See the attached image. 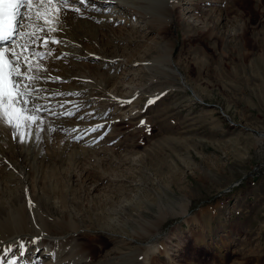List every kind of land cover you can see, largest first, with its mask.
Segmentation results:
<instances>
[{"label":"rangeland","instance_id":"374dc122","mask_svg":"<svg viewBox=\"0 0 264 264\" xmlns=\"http://www.w3.org/2000/svg\"><path fill=\"white\" fill-rule=\"evenodd\" d=\"M172 3L169 22L148 24L149 15L137 22L116 8L96 11L106 20L66 18L56 6L63 35L46 32L59 55L51 61L33 44L23 52L26 70L45 77L39 97L51 93L67 114L52 125L45 117L54 114L30 113L20 97L14 107L34 120L16 127L0 113V195L15 192L0 218L26 205L31 237L44 230L41 215L66 220L74 227L66 233L81 228L69 239L82 243L88 264H123L116 256L146 243L159 247L149 264H264V0ZM109 14L126 19L102 30ZM86 51L133 64L75 56ZM132 231L140 235L130 242ZM21 243L0 245L2 264L35 262L34 246Z\"/></svg>","mask_w":264,"mask_h":264},{"label":"bare ground","instance_id":"6f19581e","mask_svg":"<svg viewBox=\"0 0 264 264\" xmlns=\"http://www.w3.org/2000/svg\"><path fill=\"white\" fill-rule=\"evenodd\" d=\"M133 1L134 0H83V2H81V0H70V3L68 5L53 4V5H51V7L53 9H55L57 5L64 6L65 9H64L63 15H64V17L66 15V18H67V16L72 15V13H73L72 9H79L78 12L77 11H74V12H77L78 14H80V13L86 14V16L88 15V16H91L93 18L96 17L99 21H100V18H105V20H106V14L103 15V12H105V10L110 11L111 8H116V11H118V10L125 11V13L127 14L128 17L133 18L137 22L140 19V17L141 18L143 17V15H146V16L149 15V19L146 20V22H145L147 24L150 22H155V21L169 22V20L172 18V15H170L169 12H171L173 9V3H172L173 0H153L151 11L150 10H144L142 8H137L133 5H132V7H130L129 4H130V2H133ZM5 7H7V6L5 5ZM37 7H38V5L36 3H34L31 10H29L27 7H23V6L20 8V13L22 15H19L16 17V31L13 33L14 36L18 35L17 41L20 44H19V46H15L13 44V42L9 44V43H7V41H0V50H5V60L9 61L13 65H16L17 63L19 64V70L21 72V75L19 77L13 76V79L16 82V90L17 91H21V92L27 91V93H28V95L24 96L25 98L23 96H20L21 102L24 103V107H26V109L34 115L44 113V112L46 115L54 114V115L45 117V119L48 120L49 123H51L52 125H54V124L56 125L58 122L61 121V117H64L67 114V113H65L67 111H65V112L62 111L64 114H61L59 112L60 110L59 109H58L59 111L57 110L56 105H54V98L50 95L51 93L44 94V92H43V95H48L47 99H43V98L39 97L42 93L41 92L42 89L36 90L35 88L43 87L45 85V84L42 85L43 83L40 81L41 78L44 79L45 77L39 75V73L34 75L33 73H35V71L29 70V69L26 70L27 63L25 60V55H24L23 50L26 49V47L28 45L33 44L32 46L36 47V49L35 48L34 49L39 54H41L43 52H47L48 56L51 57V61H53L54 57L59 55L61 50H60V52L59 51L50 52L51 49L53 47H55V45H54L53 41H50L52 36H50L49 32L47 33L46 31H47V27H48V29L51 28L52 29L51 31L53 32V29L55 27V29L57 30L56 34H59L60 36L63 35L62 29L64 28V26H63V23L60 22L61 20H63V17L61 14H60V17L57 16V14L59 12H52V13H50V15L48 17V19L50 21L49 23H45L44 18H40V19L35 20L34 18H35V12L37 10ZM62 9H63V7H62ZM97 10L103 11L102 14L101 13L97 14V12H96ZM29 16H32L33 18L29 19ZM111 16L112 15H110V14L107 16L108 20L106 22H109V23H106L105 21L103 22L102 25H101V23L100 24L98 23L99 28H101L102 30H103V28L109 29V28H111V26L114 25L113 22H116L117 20L120 21L122 19H126V17L123 18L120 16H114L111 18ZM37 20L39 22V25L43 24V28H45V29H42L41 31L39 30L41 32L39 34L37 33V31H33L34 28L32 29V27L36 26L37 23L35 24V21L37 22ZM19 21H22L21 25H18ZM87 21L89 22V20H87ZM7 22H8V17H7V15H5L4 16L5 25L7 24ZM37 26H38V24H37ZM136 28H138V27L136 26ZM17 29H19V30H17ZM48 52H50V53H48ZM13 53H15L16 55H13ZM91 53L97 54L103 60L109 61L110 64L114 63L115 67H118V66L121 67L122 65L132 66V64H133V62H131V61H127L124 59L118 60L116 58L107 57V56L102 55L96 51L95 52L94 51H92V52L86 51L84 53L75 54V56L79 57V58L89 59ZM170 53H171V48L166 54L167 58L170 55ZM90 59H93V58H90ZM168 60H169V58H168ZM128 62H129V64H128ZM30 77H31V79H29ZM30 82H33V84H29ZM33 89H35V90H33ZM194 94L197 98L201 99V97L195 91H194ZM35 96H37V97L35 98ZM66 100H68V99H66ZM24 101H27V103H25ZM72 102H74V101H72ZM77 102L78 101H76L75 103H77ZM68 103H69V101H68ZM75 103H74V105H75ZM72 104L73 103H71V105ZM75 106L77 107V105H75ZM47 108H53V109L47 111ZM70 109H71V107H70ZM37 117L39 118V116H37ZM57 118H60V120L56 121ZM63 119H67V118H63ZM77 156H78V158H80L83 155L81 153H78ZM6 179H8V177ZM9 179L11 181H14V179L16 180L17 178H14L13 173H12L11 178L9 177ZM9 186H11V185H9ZM14 197H15L14 191L6 192V193H4V196L0 195V203H1V201H3V199L4 200L6 199L8 202V200L15 199ZM25 208H27V206L24 204H21L17 209H15L12 212L9 210L8 213H6L2 218H0V245L4 246V248L7 249V248H11L13 245L21 243V242L25 243V244L31 243V246H34V248H35L33 250V252L35 253V256H34L35 259L33 261H35V262L34 263L32 262V264H38L39 259L48 253L52 254L53 258L55 257V259H57V257L59 255H61L64 258V260L65 259L68 260L70 262V264H88V262L85 263V261H89V259H91V258L89 257V254H87V250L84 249L82 243L78 242V241H74V240L71 242V239H69V236H70L69 234H75L76 235L77 233H79L81 231V228H78V229L76 228L72 232L66 233V231L68 229L74 228V227H72V225L69 228L68 227L69 223L67 224L66 220L63 221V219H62V221L59 222L55 218L49 220V218L47 219L46 216H45L46 218L43 220V216L41 215L40 218L43 221L44 230H42L38 234V237H34V236L31 237V235L28 234V232H31V231L29 228V224L26 222L27 219H26V217H24L25 214H23V215L21 214V213H24V211H26ZM187 212H188L187 206H184L183 210L180 211L179 213L182 215H187L188 214ZM158 220L159 221L163 220V217H161L160 215H157L155 221H158ZM195 222H198V219H196ZM139 223H140V221H139ZM141 223L148 225L150 227L152 226L155 229H157L156 228L157 224L153 221L151 223L150 220L145 219V220H142ZM149 223H151V224H149ZM161 223H162V221H161ZM99 227H100V225H99ZM56 230H59V231L62 230L61 233H59L57 231L60 234V236L58 234H56L58 236H51L50 232L56 231ZM142 230H143V228H142ZM136 232L137 231H135V232L132 231L133 235L129 236V238L127 240H129L130 242L135 241L136 236L140 235L139 232H137V233ZM155 232L156 233L154 235L158 234V231H155ZM84 233H86V232H84ZM146 234H145V236H146ZM139 237L140 236H138V238ZM158 248H159L158 245L157 246L156 245L151 246L149 244L147 245V243H146V245L144 246V250H143V248L142 249H136V250L127 252L126 254L118 255L116 257L121 258L120 256H122L123 264H149L150 255L158 253L159 252ZM163 248H164L163 252L166 255L169 254L168 251H166L167 249L165 247H163ZM60 259H61V257H60ZM124 259H125V262H124ZM54 260H52V262H50V260H44V261H41V263H39V264H61L59 262H54ZM118 260H120V259H118ZM0 264H2L1 258H0ZM25 264H27V263H25Z\"/></svg>","mask_w":264,"mask_h":264},{"label":"snow or ice","instance_id":"6c2138e0","mask_svg":"<svg viewBox=\"0 0 264 264\" xmlns=\"http://www.w3.org/2000/svg\"><path fill=\"white\" fill-rule=\"evenodd\" d=\"M81 2H83V0H81ZM34 3L38 5L35 18H44L45 23H49L48 17L50 13L60 11L59 8L53 9L51 5H68L70 0H0V41L11 40L12 34L16 30V17L22 15L20 13V8L23 6L31 10ZM5 5L7 7H5ZM72 10L79 11V9ZM5 15L8 17L6 25L4 23ZM32 18V16H29V19ZM13 55L16 54L13 53ZM20 75L19 64L13 65L5 60V50H0V113H3V115L8 118L7 122L9 124H12L13 119H15L16 127H19V123L22 119H35V117H24L22 114L23 110L14 107L18 97L28 95L27 91L21 92L16 90V82L13 76L19 77ZM29 79H31V77ZM5 101H7V103H5ZM24 102L27 103V101ZM149 103H152V101H149Z\"/></svg>","mask_w":264,"mask_h":264}]
</instances>
